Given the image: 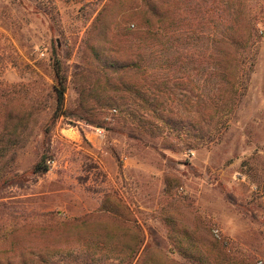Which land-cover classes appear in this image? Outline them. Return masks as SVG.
<instances>
[{
	"label": "rangeland",
	"instance_id": "obj_1",
	"mask_svg": "<svg viewBox=\"0 0 264 264\" xmlns=\"http://www.w3.org/2000/svg\"><path fill=\"white\" fill-rule=\"evenodd\" d=\"M217 1L173 11L137 44L144 0H0V228L27 219L8 237L23 255L0 237V264H264V0H248L242 50L239 1ZM99 38L116 55L141 49L143 69H101ZM224 52L237 54V95ZM54 55L68 76L58 119ZM44 155L50 170L35 173ZM37 213L73 226L46 230Z\"/></svg>",
	"mask_w": 264,
	"mask_h": 264
},
{
	"label": "trees",
	"instance_id": "obj_2",
	"mask_svg": "<svg viewBox=\"0 0 264 264\" xmlns=\"http://www.w3.org/2000/svg\"><path fill=\"white\" fill-rule=\"evenodd\" d=\"M238 1L240 4V8L237 12V16L239 18L238 27H237L238 32H237L236 41H233L232 45L236 44L234 46H237L238 49L242 50L248 47L249 41L252 39V33L249 32V29L250 28L252 29L251 27L252 25L255 26L256 18L251 17L250 13L247 12L246 5L248 4V0H238ZM191 5L196 9L197 12L204 13V15H208V12L211 13V8H213L212 9L213 12L219 10L217 0H144V6L142 7V9L138 10V13H136V16L139 18L140 21L144 23V26H141L142 28L134 31V33L130 37H127V40L134 41L135 43L137 42L144 43L151 39L154 32L158 35H161V33H163V28L156 29V26H158L159 24L160 26L165 27L167 23L171 21V17L172 15H174L172 13L173 11H176L175 15L176 17H178V19L182 18L183 16L186 15V9H188L187 6H191ZM204 5L207 8L206 10L205 8H203ZM212 17L213 15L210 18L212 19ZM99 40L100 43H98L96 47L95 46L91 47V50L94 51L93 52L94 55L91 56H92V61L98 62V66L101 69L105 70L106 72L112 73L114 75H119L122 73L123 74L122 76L130 73L132 70L143 69V65L139 59L141 58V56L143 57V55L140 53L141 49L137 48L136 53H130L129 51H127V52H123L120 55H116L115 50L113 49L114 46L113 44L107 41H102L101 38H99ZM132 55H136V56L131 57ZM222 55H223L222 56L223 65L221 66V68L222 70H224L225 74H229V75L231 74L230 75L231 79L229 80V89H230L229 94L232 93L233 91V94L237 95L239 89V80L237 77L238 73H236L239 72V67L237 66L238 58L236 57L237 54L236 52H226V53L224 52ZM52 70L54 74L53 76L55 83L53 86V92L50 94V97L51 99L54 100L56 104L55 118L58 119V117L60 118L62 116H65L66 113L65 96L68 88L67 87L68 76L65 67L63 66V61L60 59L58 55H54L53 57ZM152 87L153 86H150L148 88H152ZM136 93L138 95H141L143 91ZM228 98L230 99V97H226L227 100H229ZM110 102L112 103L113 101L111 100ZM224 103H228V101ZM224 112H227L226 113L227 116L230 114L228 113V111H224ZM164 123L167 124L169 122H164ZM208 127L209 129L204 133V135H203L204 131H202V133H199L201 134V137H205L206 135L209 137L211 135L210 131H212L214 128L212 125H209ZM49 170L50 167L47 164V157L44 155L42 156L41 160L35 165L34 172L41 174V173H47ZM115 198L117 200L116 207H118V209L119 208L124 209V205H123L124 202L122 200V197H119L118 195ZM110 203H111L110 197H105V199L102 202L101 211H107ZM38 215L39 217L46 219L42 227L49 231H53V230L55 231L57 229V225H58V231L73 226L72 221H64V222L60 220L57 221L52 213H41ZM9 216L12 218L14 224L12 225V230L9 231H5L4 228H0V233H1L0 237H2V242H4V240H6V238L8 237H15V236L18 237L22 235L23 231H25V227H26L25 223L27 219L24 216V214L17 215L16 213H11L9 214ZM8 240H9L10 249L8 250V252L6 251L5 254L8 253L13 257H17V255H23V252H20L21 244L19 243V241L15 240L13 242L11 238H8ZM141 243H142L141 237H139L135 247L131 250V254L136 253V250L137 248L140 247Z\"/></svg>",
	"mask_w": 264,
	"mask_h": 264
},
{
	"label": "built area",
	"instance_id": "obj_3",
	"mask_svg": "<svg viewBox=\"0 0 264 264\" xmlns=\"http://www.w3.org/2000/svg\"><path fill=\"white\" fill-rule=\"evenodd\" d=\"M132 27H134V25H132ZM113 113H117L116 110H113ZM96 133L98 134L99 137H104V129L103 128H97L96 129ZM49 164H51V162L49 161ZM213 233L215 235L216 238H221V233L219 229H214ZM260 264H263L262 262H260Z\"/></svg>",
	"mask_w": 264,
	"mask_h": 264
}]
</instances>
